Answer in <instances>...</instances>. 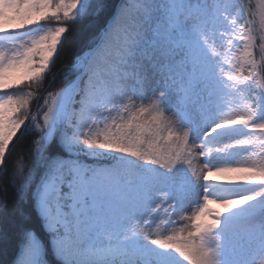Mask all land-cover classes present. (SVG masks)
<instances>
[{"label": "snow or ice", "instance_id": "snow-or-ice-1", "mask_svg": "<svg viewBox=\"0 0 264 264\" xmlns=\"http://www.w3.org/2000/svg\"><path fill=\"white\" fill-rule=\"evenodd\" d=\"M10 204L8 264H264V0H0Z\"/></svg>", "mask_w": 264, "mask_h": 264}, {"label": "trees", "instance_id": "trees-1", "mask_svg": "<svg viewBox=\"0 0 264 264\" xmlns=\"http://www.w3.org/2000/svg\"><path fill=\"white\" fill-rule=\"evenodd\" d=\"M114 2H118V0H114ZM90 39H91V33H90L88 27L85 25H79L76 28H74L72 30L71 35L69 36V40L72 41V44H73L72 50L74 52H76L77 54L86 48ZM67 51H68V49L66 48L65 52H67ZM68 59H69V57L62 53L61 58L57 61L56 67L53 70L54 73L56 74V82L51 85L50 90H55V89L59 88L60 86H62V84H61L62 73L60 70L63 68V65L68 62ZM40 103H42V101H40L39 103H33L31 105V110L33 112L37 111ZM32 138H34V137H26L25 139L27 140V139H32ZM10 159H15V157H12ZM10 195H11V193H10ZM13 209H14V205L10 204L7 213L4 214L3 218H0V229H4L6 227V225L4 223V219L12 217ZM10 259H11V253L6 252L3 255H0V264H8V261Z\"/></svg>", "mask_w": 264, "mask_h": 264}, {"label": "rangeland", "instance_id": "rangeland-1", "mask_svg": "<svg viewBox=\"0 0 264 264\" xmlns=\"http://www.w3.org/2000/svg\"><path fill=\"white\" fill-rule=\"evenodd\" d=\"M253 2L255 3L256 2V0H253ZM210 207H212V208H219V205H211Z\"/></svg>", "mask_w": 264, "mask_h": 264}]
</instances>
